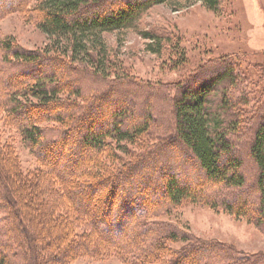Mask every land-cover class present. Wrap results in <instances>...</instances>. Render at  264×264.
I'll list each match as a JSON object with an SVG mask.
<instances>
[{
  "label": "trees",
  "instance_id": "obj_1",
  "mask_svg": "<svg viewBox=\"0 0 264 264\" xmlns=\"http://www.w3.org/2000/svg\"><path fill=\"white\" fill-rule=\"evenodd\" d=\"M30 1L0 0V18L29 10L28 19L51 40L50 50L32 52L0 39V126L14 128L36 160L24 168L14 141L0 137V264H104L109 257L120 264H264V254L195 238L162 218L189 200L221 207L264 232V100L251 96L241 63L214 59L213 69L202 70L206 76L178 84L174 99L168 98L174 131L159 140L177 138L203 184L217 189L196 187L200 172L191 171L188 156L192 167L186 170L183 161L174 169L145 168L144 161L116 154L146 145L155 112L149 105L130 121L133 103L121 98L120 104L114 99L119 93L107 88L109 73L119 68L94 38L136 25L153 5L170 0H35L28 6ZM183 1L221 14L229 0ZM144 35L160 43L158 51L163 38L172 39L153 30ZM19 67L30 75L9 71ZM246 124L257 170L250 191L255 199L228 194L248 187L233 143Z\"/></svg>",
  "mask_w": 264,
  "mask_h": 264
},
{
  "label": "rangeland",
  "instance_id": "obj_2",
  "mask_svg": "<svg viewBox=\"0 0 264 264\" xmlns=\"http://www.w3.org/2000/svg\"><path fill=\"white\" fill-rule=\"evenodd\" d=\"M34 2L35 0H31L28 6H32ZM29 13V10L26 13L11 12L1 17L0 39H9L32 52L50 50L51 40L39 29L34 19H28L26 14ZM148 30L172 36V39L163 38L161 50L158 51L160 43L154 45L155 43L144 35ZM94 38L115 60L116 68H119L109 73L107 88L111 86L119 93L114 96L118 102H121V98H126L133 103L130 121L133 122L135 117L144 115L143 111H146L149 105L153 106L155 112L154 121L150 126L153 134L146 145L141 147L144 152L140 147L129 145L130 154L120 151L116 153L125 161H144L145 168L164 164L171 169L175 168L177 162L183 161L181 166L186 170L192 167V162L195 165L191 171L193 169L195 174L200 172V169H196V161L190 152L178 145L177 138L173 142L171 138L167 139L164 143L159 138H166L174 131L170 125L172 108L168 105V98L174 99L178 84L188 83L195 75L206 76L202 70L206 67L213 69L214 65L211 64L214 59L231 58L240 62L245 75L251 81V96L260 98L261 103L264 100V0H229L226 12L221 14L208 9L202 2L170 0L153 5L136 25L102 32L99 37ZM9 71L30 75L23 67ZM43 73L45 72L41 71L38 74ZM76 101L84 103L80 98H76ZM108 103L105 104L108 110H111L112 102L110 101L111 106ZM107 120L105 126L110 124V120ZM251 131L249 124L244 127L242 125L239 134L233 136L234 151L243 161L248 187L236 189L237 191L231 189L228 194L243 193L244 196L255 199L250 192L257 174L256 164L248 149ZM0 137H10L14 141L24 168L35 167L33 154L14 128L8 125L0 126ZM139 153L143 154L142 157L148 156L144 159L135 157V154ZM172 173L173 171H168L169 175ZM199 175L201 182L195 184L196 187L199 185L214 191L217 189L216 186L203 184L205 177L202 172ZM187 177L191 179L189 173ZM160 178L159 176L158 180ZM169 209L170 212L162 218L177 223L195 238L222 242L251 255L264 254V232L246 219L236 218L221 207L214 209L185 200ZM91 263V260L84 259L73 264ZM102 263L120 264L114 257H109Z\"/></svg>",
  "mask_w": 264,
  "mask_h": 264
}]
</instances>
